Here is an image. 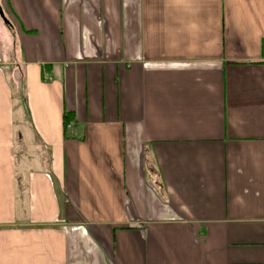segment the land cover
<instances>
[{"label":"crops","instance_id":"obj_1","mask_svg":"<svg viewBox=\"0 0 264 264\" xmlns=\"http://www.w3.org/2000/svg\"><path fill=\"white\" fill-rule=\"evenodd\" d=\"M0 264H264V0H0Z\"/></svg>","mask_w":264,"mask_h":264},{"label":"trees","instance_id":"obj_2","mask_svg":"<svg viewBox=\"0 0 264 264\" xmlns=\"http://www.w3.org/2000/svg\"><path fill=\"white\" fill-rule=\"evenodd\" d=\"M71 119H72L71 112L64 111V113H63V125H64V129H65V126H66L67 122L71 121Z\"/></svg>","mask_w":264,"mask_h":264},{"label":"built area","instance_id":"obj_3","mask_svg":"<svg viewBox=\"0 0 264 264\" xmlns=\"http://www.w3.org/2000/svg\"><path fill=\"white\" fill-rule=\"evenodd\" d=\"M65 128L70 131L72 129V121L67 122Z\"/></svg>","mask_w":264,"mask_h":264},{"label":"rangeland","instance_id":"obj_4","mask_svg":"<svg viewBox=\"0 0 264 264\" xmlns=\"http://www.w3.org/2000/svg\"><path fill=\"white\" fill-rule=\"evenodd\" d=\"M66 129V128H65ZM67 130V129H66ZM69 131V130H68Z\"/></svg>","mask_w":264,"mask_h":264}]
</instances>
